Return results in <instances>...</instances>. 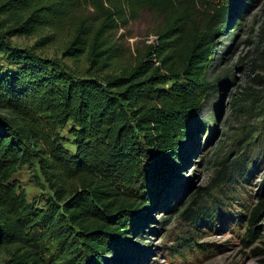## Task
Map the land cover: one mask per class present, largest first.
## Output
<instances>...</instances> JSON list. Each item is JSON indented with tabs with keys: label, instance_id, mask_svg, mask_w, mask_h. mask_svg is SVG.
Instances as JSON below:
<instances>
[{
	"label": "trees",
	"instance_id": "obj_1",
	"mask_svg": "<svg viewBox=\"0 0 264 264\" xmlns=\"http://www.w3.org/2000/svg\"><path fill=\"white\" fill-rule=\"evenodd\" d=\"M211 2L0 0V51L10 60L9 67L0 65L5 264H99L160 202L212 89L206 74L214 35L224 30L241 0ZM145 8L163 19L157 42L132 66L100 76L124 53L115 30ZM34 34L33 47L11 41L14 35ZM60 41L63 56L85 59L88 67L73 68L36 51ZM152 52L159 65L151 68L146 57ZM34 159L52 191L44 205L29 201L12 178ZM229 172L218 170L216 179ZM198 195L190 202L197 208L184 210L192 222L203 211ZM263 208L261 200L248 218L251 237L257 236L255 222Z\"/></svg>",
	"mask_w": 264,
	"mask_h": 264
},
{
	"label": "rangeland",
	"instance_id": "obj_2",
	"mask_svg": "<svg viewBox=\"0 0 264 264\" xmlns=\"http://www.w3.org/2000/svg\"><path fill=\"white\" fill-rule=\"evenodd\" d=\"M211 1L217 5L222 0ZM236 5L227 26L214 35L215 52L206 74L212 89L196 114L191 136L180 147L168 193L99 264H264V208L255 222L257 236L246 234L251 211L264 200V0H241ZM89 11L93 12L91 7ZM162 25L163 19L148 8L128 17L115 30L123 56L112 69L98 74L132 66L157 42ZM37 40V34L11 37L14 44L28 48ZM63 50L61 41L36 49L73 68L88 67L85 59L75 62L63 56ZM150 54L146 59L151 68L159 65ZM0 65H10L1 51ZM65 134L70 136L67 130ZM66 146L74 149L71 141ZM233 167L235 174L230 173ZM220 169L230 175L222 173L216 179ZM36 174L42 179L34 159L12 178L25 188L29 201L44 205L52 191L43 179V184L36 181ZM196 191L203 211L192 222L184 210ZM190 206L197 208L196 203ZM7 258L0 250V264Z\"/></svg>",
	"mask_w": 264,
	"mask_h": 264
}]
</instances>
